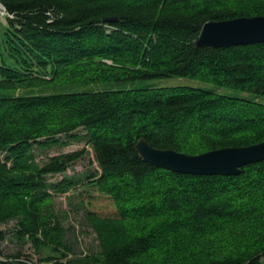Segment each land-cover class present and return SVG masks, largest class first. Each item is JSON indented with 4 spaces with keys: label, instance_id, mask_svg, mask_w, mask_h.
<instances>
[{
    "label": "trees",
    "instance_id": "trees-1",
    "mask_svg": "<svg viewBox=\"0 0 264 264\" xmlns=\"http://www.w3.org/2000/svg\"><path fill=\"white\" fill-rule=\"evenodd\" d=\"M0 2L12 14L0 42V224L16 218L20 237L46 234L45 176L81 152L40 166L32 148L82 129L115 206L89 219L102 244L101 262L89 263L264 264V160L237 175H195L156 167L135 149L139 138L187 154L264 140V42L195 44L205 22L264 15V0ZM169 77L241 95L111 86ZM44 85L86 88L16 93ZM1 253L0 264H18L19 254Z\"/></svg>",
    "mask_w": 264,
    "mask_h": 264
},
{
    "label": "rangeland",
    "instance_id": "rangeland-1",
    "mask_svg": "<svg viewBox=\"0 0 264 264\" xmlns=\"http://www.w3.org/2000/svg\"><path fill=\"white\" fill-rule=\"evenodd\" d=\"M5 26L6 22L0 21V42ZM177 85L202 87L241 95L233 89L218 88L213 84L186 77L139 79L124 84H111L114 88ZM85 88L78 85H44L37 88L18 89L16 93L42 94ZM76 132L80 135L77 139L70 140L65 135H59V139L66 143L46 147L36 144L33 146L31 161L40 166L53 155L71 152H81V154L63 172L45 176L49 184L47 189L49 199L45 208L48 218L46 234L38 231L33 235L36 239L28 233L20 237L17 231L18 219H10L0 224V230L4 234V239L0 243L2 255L10 257L19 254L20 257L31 259L35 264H95L89 263L95 260L101 262V240L89 219L91 216H111L115 206L103 189L100 167L92 145L82 129Z\"/></svg>",
    "mask_w": 264,
    "mask_h": 264
},
{
    "label": "water",
    "instance_id": "water-1",
    "mask_svg": "<svg viewBox=\"0 0 264 264\" xmlns=\"http://www.w3.org/2000/svg\"><path fill=\"white\" fill-rule=\"evenodd\" d=\"M116 17L103 18L115 21ZM264 42V15L205 22L195 41L200 47H228ZM135 149L141 158L173 172L195 175H237L243 166L264 160V140L247 146H229L198 154L159 149L139 138Z\"/></svg>",
    "mask_w": 264,
    "mask_h": 264
},
{
    "label": "built area",
    "instance_id": "built-area-1",
    "mask_svg": "<svg viewBox=\"0 0 264 264\" xmlns=\"http://www.w3.org/2000/svg\"><path fill=\"white\" fill-rule=\"evenodd\" d=\"M12 17V14L9 13L5 6L0 2V21L1 22H6V19ZM13 259V258H12ZM18 264H35L31 259L29 258H23L19 257L17 259H14ZM42 264H47V263H42Z\"/></svg>",
    "mask_w": 264,
    "mask_h": 264
}]
</instances>
